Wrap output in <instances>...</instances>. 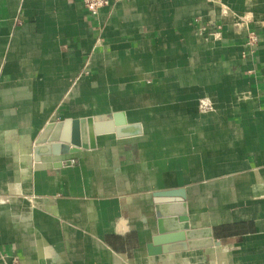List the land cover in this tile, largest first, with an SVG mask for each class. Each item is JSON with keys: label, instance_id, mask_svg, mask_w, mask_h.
<instances>
[{"label": "crops", "instance_id": "obj_1", "mask_svg": "<svg viewBox=\"0 0 264 264\" xmlns=\"http://www.w3.org/2000/svg\"><path fill=\"white\" fill-rule=\"evenodd\" d=\"M118 112L140 132L35 159L47 122ZM178 188L218 244L150 256L153 193ZM12 258L264 264V0H107L97 17L82 0H0V264Z\"/></svg>", "mask_w": 264, "mask_h": 264}, {"label": "water", "instance_id": "obj_2", "mask_svg": "<svg viewBox=\"0 0 264 264\" xmlns=\"http://www.w3.org/2000/svg\"><path fill=\"white\" fill-rule=\"evenodd\" d=\"M114 132L117 137L140 132L138 123L128 124L123 113L113 119L93 116L67 117L47 122L35 139V159L43 155H60L79 149H94L96 136ZM154 211L157 231L147 243L148 255L200 249L218 244L211 227H191L187 215L185 193L182 188L156 191Z\"/></svg>", "mask_w": 264, "mask_h": 264}, {"label": "built area", "instance_id": "obj_3", "mask_svg": "<svg viewBox=\"0 0 264 264\" xmlns=\"http://www.w3.org/2000/svg\"><path fill=\"white\" fill-rule=\"evenodd\" d=\"M85 9L92 17H97L101 7H103L107 0H82ZM256 42V36L253 32H249L247 37V45L252 46ZM10 264H20L17 258H12Z\"/></svg>", "mask_w": 264, "mask_h": 264}, {"label": "rangeland", "instance_id": "obj_4", "mask_svg": "<svg viewBox=\"0 0 264 264\" xmlns=\"http://www.w3.org/2000/svg\"><path fill=\"white\" fill-rule=\"evenodd\" d=\"M200 106H202V102H200Z\"/></svg>", "mask_w": 264, "mask_h": 264}]
</instances>
